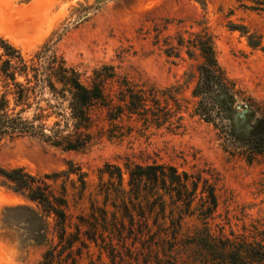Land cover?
Listing matches in <instances>:
<instances>
[{
	"label": "rangeland",
	"instance_id": "obj_1",
	"mask_svg": "<svg viewBox=\"0 0 264 264\" xmlns=\"http://www.w3.org/2000/svg\"><path fill=\"white\" fill-rule=\"evenodd\" d=\"M204 33L213 39L240 106L236 116L251 111L264 118V0H205L204 5L197 0H0V37L26 57L43 49L55 52L86 85L101 80L106 100L94 108L93 137L85 150L64 151L22 137L0 144V168L22 167L39 177L80 170L83 191L76 174L54 184L66 188L75 225L90 214L93 202L103 204L100 171L107 165L173 166L215 187L214 235L264 233V153L251 156L221 120L206 121L198 110L201 99L193 95L203 58L192 42ZM251 36L261 42L259 48L250 46ZM202 184L184 221L186 236L204 227ZM22 206L39 210L0 187V264H39L47 250L32 240L27 219L34 217L18 210ZM134 243L129 241L132 249L125 255L132 264H147L149 256ZM92 263L110 260L91 245L80 264Z\"/></svg>",
	"mask_w": 264,
	"mask_h": 264
},
{
	"label": "trees",
	"instance_id": "obj_2",
	"mask_svg": "<svg viewBox=\"0 0 264 264\" xmlns=\"http://www.w3.org/2000/svg\"><path fill=\"white\" fill-rule=\"evenodd\" d=\"M197 1L205 4V0ZM260 43L250 37L251 47L259 48ZM192 45L203 58L193 92L201 99L200 115L208 122L221 120L223 129L251 156L264 153V118H256L251 111L242 118L236 116L237 99L218 63L212 37L200 34ZM105 101L101 80L88 86L55 52L43 49L26 57L0 37V144L31 137L64 151H83L92 141L94 108ZM79 171L39 177L22 167L0 168V187L39 207L38 211L18 207L34 217L27 219L33 229L32 240L47 247L39 264H80L83 251H89L91 245L105 253L110 264H132L125 255L132 249L131 239L134 248L141 245L149 256L147 264H152L153 258L156 264H264V233L253 238L214 235L210 222L218 207L215 187L201 175L180 173L173 166L107 165L100 171L103 204L93 202L90 214L72 225L67 190L54 184L62 176L76 174L83 191L86 184ZM201 184L206 195L204 227L186 236L184 221L192 213Z\"/></svg>",
	"mask_w": 264,
	"mask_h": 264
},
{
	"label": "water",
	"instance_id": "obj_3",
	"mask_svg": "<svg viewBox=\"0 0 264 264\" xmlns=\"http://www.w3.org/2000/svg\"><path fill=\"white\" fill-rule=\"evenodd\" d=\"M238 108H240V106H238Z\"/></svg>",
	"mask_w": 264,
	"mask_h": 264
},
{
	"label": "bare ground",
	"instance_id": "obj_4",
	"mask_svg": "<svg viewBox=\"0 0 264 264\" xmlns=\"http://www.w3.org/2000/svg\"><path fill=\"white\" fill-rule=\"evenodd\" d=\"M10 37H12V36H10Z\"/></svg>",
	"mask_w": 264,
	"mask_h": 264
}]
</instances>
